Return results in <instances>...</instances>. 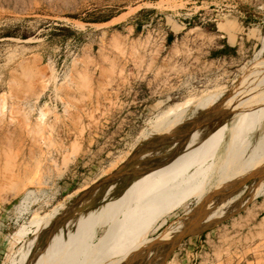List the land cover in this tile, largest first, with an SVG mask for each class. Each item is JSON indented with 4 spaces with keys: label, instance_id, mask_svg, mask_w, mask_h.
Segmentation results:
<instances>
[{
    "label": "rangeland",
    "instance_id": "374dc122",
    "mask_svg": "<svg viewBox=\"0 0 264 264\" xmlns=\"http://www.w3.org/2000/svg\"><path fill=\"white\" fill-rule=\"evenodd\" d=\"M262 80L264 0H0V264H79L194 108ZM239 127L120 264H264V118Z\"/></svg>",
    "mask_w": 264,
    "mask_h": 264
},
{
    "label": "bare ground",
    "instance_id": "6f19581e",
    "mask_svg": "<svg viewBox=\"0 0 264 264\" xmlns=\"http://www.w3.org/2000/svg\"><path fill=\"white\" fill-rule=\"evenodd\" d=\"M242 87L244 86L238 88L239 93L233 92L217 103L203 108H194L197 116L200 114L199 117L201 114L209 115L205 117L208 120L202 121L201 125L199 121L190 123L189 125L193 124V126L189 131L187 129L181 131L183 139L175 146V142L180 138L178 136L175 138L176 141L174 140L175 142L169 146V154L161 166L158 181L151 185V190L142 200L136 202L134 194L130 197L131 204L124 212L123 220L109 225L95 242L89 244L79 264H120L134 234L143 226L155 222L162 216L176 194L174 184L180 183L184 176L200 162L217 155L240 128V125H245L247 121L256 124L264 118L262 90L264 80L259 81L257 86L250 84L244 89ZM199 125L200 127H197ZM164 128L165 126L162 130ZM193 129L196 131H192ZM131 180L127 181L119 193H116L114 188L111 190L109 195L112 196V193H115L107 199L105 204L107 209H115L126 199L128 193L126 185ZM164 259H166L165 256Z\"/></svg>",
    "mask_w": 264,
    "mask_h": 264
},
{
    "label": "water",
    "instance_id": "95a60500",
    "mask_svg": "<svg viewBox=\"0 0 264 264\" xmlns=\"http://www.w3.org/2000/svg\"><path fill=\"white\" fill-rule=\"evenodd\" d=\"M192 126H193V124H191V125H189V126L187 125L185 128H183V131H184V129H187V131H189V130L192 128ZM65 222H66V220H65L64 218L59 219V220L54 224V227H53L51 230L48 231V237L51 235V233H52L53 231H55L56 229H58L59 227H61L63 224H65ZM48 240H49V238H47V240L45 241V244H44V245L47 244Z\"/></svg>",
    "mask_w": 264,
    "mask_h": 264
},
{
    "label": "crops",
    "instance_id": "0c3cea01",
    "mask_svg": "<svg viewBox=\"0 0 264 264\" xmlns=\"http://www.w3.org/2000/svg\"><path fill=\"white\" fill-rule=\"evenodd\" d=\"M22 253H23V251H22L20 254H22ZM31 260H32V258L29 257V259L27 260V262H28V261L30 262ZM23 262H24V261H20L21 264H24Z\"/></svg>",
    "mask_w": 264,
    "mask_h": 264
}]
</instances>
